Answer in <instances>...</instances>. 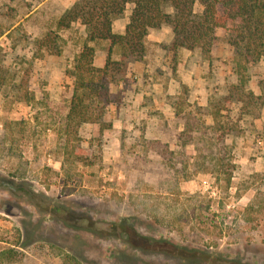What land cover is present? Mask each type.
<instances>
[{"label":"rangeland","instance_id":"obj_1","mask_svg":"<svg viewBox=\"0 0 264 264\" xmlns=\"http://www.w3.org/2000/svg\"><path fill=\"white\" fill-rule=\"evenodd\" d=\"M76 1L0 0V64L29 69L27 91L0 86V251H14L0 264H65V254L83 264H264V207L254 200L264 192V106L258 118L238 104L218 116L230 131L231 184L209 156L215 120L196 110L236 80L226 30L217 27L202 53L173 52L170 27L151 29L144 59L111 85L116 97L101 123L78 125L68 117L66 69L86 30L57 24ZM131 10L113 21L115 33ZM50 29L60 55L36 47ZM90 44L103 66L109 42ZM245 73L264 95V59Z\"/></svg>","mask_w":264,"mask_h":264},{"label":"trees","instance_id":"obj_2","mask_svg":"<svg viewBox=\"0 0 264 264\" xmlns=\"http://www.w3.org/2000/svg\"><path fill=\"white\" fill-rule=\"evenodd\" d=\"M196 3L202 5L201 12L195 11ZM128 4L132 5V10L124 32L115 33L113 21L124 14ZM76 21L85 26L86 41L72 66L66 69V74L74 81L68 117L77 119L78 125L101 123L107 106L116 97L111 85L118 86L123 81L131 60L144 59L151 29L164 25L170 27L173 36L169 48L173 52L187 48L200 49L202 53L211 51L217 27L226 30L227 41L233 48L236 80L228 85L225 93L209 95L207 104L198 105L196 110L211 115L215 120L209 125L211 132L207 139L216 140L210 143L215 148H210L209 156L217 173L224 175L226 182L231 184L236 165L229 158L231 151L226 143L230 131L221 124L218 116L222 110L238 104L242 115L258 118L259 110L264 106V95L256 94L249 87L245 73L247 64L264 59V0H77L63 11L57 24L60 28H67ZM58 38L50 29L36 39L35 44L38 50L45 49L60 55ZM102 41L109 44L104 65L98 67L93 61L95 45L90 43ZM114 47L120 48L119 59L112 57ZM12 70L13 67L0 64V86H10L16 94L27 91L29 69H25L22 75ZM174 112L176 117L183 121L186 119L180 109L175 107ZM163 149L159 151L161 154H173L168 147ZM254 200L264 207V192L258 190ZM13 252L12 249L1 250L0 263L12 259ZM63 262L83 264L70 254L63 255Z\"/></svg>","mask_w":264,"mask_h":264}]
</instances>
